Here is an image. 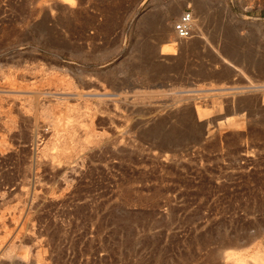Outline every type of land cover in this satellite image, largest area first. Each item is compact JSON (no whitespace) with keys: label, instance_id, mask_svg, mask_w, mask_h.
<instances>
[{"label":"rangeland","instance_id":"1","mask_svg":"<svg viewBox=\"0 0 264 264\" xmlns=\"http://www.w3.org/2000/svg\"><path fill=\"white\" fill-rule=\"evenodd\" d=\"M263 86L264 0H0V264H264Z\"/></svg>","mask_w":264,"mask_h":264},{"label":"built area","instance_id":"2","mask_svg":"<svg viewBox=\"0 0 264 264\" xmlns=\"http://www.w3.org/2000/svg\"><path fill=\"white\" fill-rule=\"evenodd\" d=\"M173 31L176 37L180 39L190 38L192 35V14L183 12L176 21L173 22ZM264 106V100H263Z\"/></svg>","mask_w":264,"mask_h":264},{"label":"bare ground","instance_id":"3","mask_svg":"<svg viewBox=\"0 0 264 264\" xmlns=\"http://www.w3.org/2000/svg\"><path fill=\"white\" fill-rule=\"evenodd\" d=\"M192 21H193V22H196V19H195L194 16H192ZM199 34H200V33H199ZM177 38H178V37H177ZM190 38H191V37H190ZM179 39H180V38H179ZM187 39H189V38H187ZM187 39H186V40H187ZM184 40H185V39H184ZM182 42H183V41H180L181 45H185V46H186V44H183ZM181 45H180V46H181ZM263 87H264V86H263ZM260 91H261V92H264V88H261ZM263 100H264V99H263Z\"/></svg>","mask_w":264,"mask_h":264}]
</instances>
